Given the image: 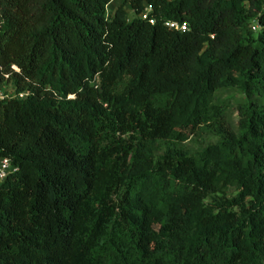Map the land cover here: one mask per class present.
<instances>
[{"label":"trees","instance_id":"trees-1","mask_svg":"<svg viewBox=\"0 0 264 264\" xmlns=\"http://www.w3.org/2000/svg\"><path fill=\"white\" fill-rule=\"evenodd\" d=\"M111 2L0 0V264H264V0Z\"/></svg>","mask_w":264,"mask_h":264},{"label":"rangeland","instance_id":"rangeland-1","mask_svg":"<svg viewBox=\"0 0 264 264\" xmlns=\"http://www.w3.org/2000/svg\"><path fill=\"white\" fill-rule=\"evenodd\" d=\"M123 4V0H112L110 4L107 5L106 11H104V16H107L108 18L111 16L113 10L115 7ZM124 12L126 14V19L128 21L132 20L134 18L131 10L128 8V6H124ZM217 100L227 107V112L230 114V123H234L236 119L235 114V107L236 104L241 102L240 94L236 90H227V91H220L216 94ZM216 141V138L214 137H208L204 135H195L189 138L187 141H185L183 144L180 145V148L183 151L188 152L189 154H194L200 149L214 144Z\"/></svg>","mask_w":264,"mask_h":264},{"label":"built area","instance_id":"built-area-1","mask_svg":"<svg viewBox=\"0 0 264 264\" xmlns=\"http://www.w3.org/2000/svg\"><path fill=\"white\" fill-rule=\"evenodd\" d=\"M160 1V0H159ZM106 11V10H105ZM150 12L149 5H145L143 8V11L138 16L139 19L145 20L147 14ZM150 23V22H149ZM151 24V23H150ZM164 27L173 30V31H179L183 32L186 30L185 26H177L174 23H165ZM251 32H255L257 30L256 26H251L250 28ZM10 71L17 74L18 70L16 67L11 66ZM25 93H19L17 94L14 89L11 81L9 80V77L7 74H4L2 72V69L0 67V102H7L11 100H23L25 98ZM16 171L15 167H12L10 164V161L6 158H0V183L9 175Z\"/></svg>","mask_w":264,"mask_h":264}]
</instances>
